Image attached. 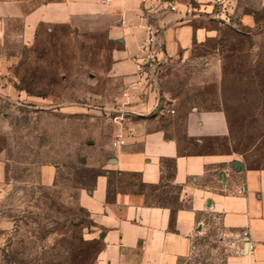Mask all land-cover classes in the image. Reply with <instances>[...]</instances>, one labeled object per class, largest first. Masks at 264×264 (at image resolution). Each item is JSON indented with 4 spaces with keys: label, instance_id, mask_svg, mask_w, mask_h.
I'll return each instance as SVG.
<instances>
[{
    "label": "rangeland",
    "instance_id": "rangeland-1",
    "mask_svg": "<svg viewBox=\"0 0 264 264\" xmlns=\"http://www.w3.org/2000/svg\"><path fill=\"white\" fill-rule=\"evenodd\" d=\"M17 1L28 11L45 0ZM170 1L209 35L160 65L163 124L184 152L264 167V0ZM34 43L54 83L26 86L40 95L52 88L54 101L0 107V264H91L98 235L79 193L107 164L102 146L117 138L115 113L102 111L120 88L108 77L114 43L105 31L82 35L65 27L41 28ZM7 48L33 55L13 38ZM44 166L56 171L50 186L38 182ZM110 181L141 188L134 175ZM200 242L192 264H221L223 252L210 239Z\"/></svg>",
    "mask_w": 264,
    "mask_h": 264
},
{
    "label": "crops",
    "instance_id": "crops-1",
    "mask_svg": "<svg viewBox=\"0 0 264 264\" xmlns=\"http://www.w3.org/2000/svg\"><path fill=\"white\" fill-rule=\"evenodd\" d=\"M147 25L158 28L160 62L139 79ZM55 27L82 35L105 31L114 43L108 77L120 88L113 106L102 111L115 113L113 135L124 145L112 140L102 146L107 164L79 193L98 235L91 264H192L206 238L223 252L221 264H264V167L184 152L161 118L160 65L185 54L208 30L182 13L160 12L152 0H45L28 11L20 1L0 0V107L52 104V88L40 95L26 85H53L34 42L41 28L49 33ZM10 38L29 48L31 58L8 52ZM112 175H134L141 188H116ZM55 177V168L44 166L38 182L50 186Z\"/></svg>",
    "mask_w": 264,
    "mask_h": 264
},
{
    "label": "built area",
    "instance_id": "built-area-1",
    "mask_svg": "<svg viewBox=\"0 0 264 264\" xmlns=\"http://www.w3.org/2000/svg\"><path fill=\"white\" fill-rule=\"evenodd\" d=\"M146 2L147 0H141ZM156 5H158L160 12L162 13H182L185 16L186 9L182 12L179 10L178 6L170 0H152ZM105 3H109V0H104ZM158 28L154 25H147L145 27V38L141 44L140 50L142 57L136 63L137 77L143 79L146 76V69L154 70L155 64L160 62L159 54L160 51L156 48ZM127 137H130V132L126 133ZM116 144L118 146L124 145V138L117 137ZM242 238L248 237V232L243 230L241 232ZM249 249L253 248V245H249Z\"/></svg>",
    "mask_w": 264,
    "mask_h": 264
},
{
    "label": "water",
    "instance_id": "water-1",
    "mask_svg": "<svg viewBox=\"0 0 264 264\" xmlns=\"http://www.w3.org/2000/svg\"><path fill=\"white\" fill-rule=\"evenodd\" d=\"M236 167H240V164L239 163H235L234 164Z\"/></svg>",
    "mask_w": 264,
    "mask_h": 264
}]
</instances>
